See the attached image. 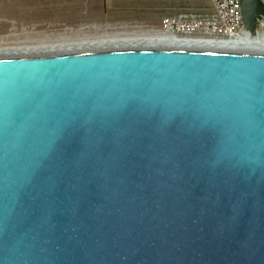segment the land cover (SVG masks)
<instances>
[{
    "label": "water",
    "instance_id": "water-1",
    "mask_svg": "<svg viewBox=\"0 0 264 264\" xmlns=\"http://www.w3.org/2000/svg\"><path fill=\"white\" fill-rule=\"evenodd\" d=\"M0 264H264V50L0 53Z\"/></svg>",
    "mask_w": 264,
    "mask_h": 264
},
{
    "label": "rangeland",
    "instance_id": "rangeland-1",
    "mask_svg": "<svg viewBox=\"0 0 264 264\" xmlns=\"http://www.w3.org/2000/svg\"><path fill=\"white\" fill-rule=\"evenodd\" d=\"M211 6V0H0V53L162 38L165 16Z\"/></svg>",
    "mask_w": 264,
    "mask_h": 264
},
{
    "label": "built area",
    "instance_id": "built-area-1",
    "mask_svg": "<svg viewBox=\"0 0 264 264\" xmlns=\"http://www.w3.org/2000/svg\"><path fill=\"white\" fill-rule=\"evenodd\" d=\"M207 12H180L165 16L162 33L172 39H239L245 31L243 0H211Z\"/></svg>",
    "mask_w": 264,
    "mask_h": 264
},
{
    "label": "bare ground",
    "instance_id": "bare-ground-1",
    "mask_svg": "<svg viewBox=\"0 0 264 264\" xmlns=\"http://www.w3.org/2000/svg\"><path fill=\"white\" fill-rule=\"evenodd\" d=\"M134 41L136 40V43H126L124 40L123 42L118 41H102V42H94L95 44H89V45H83L81 47H101V46H133V45H170V46H193V47H211V48H228V49H243V50H264V39L259 37H250L247 36L245 32L241 33V36L239 39L234 40H222V41H214V40H207V39H201V40H184V39H172L169 37H166L162 35L161 37H151V38H140V39H128ZM119 42V43H118ZM89 43V42H88ZM79 46V45H78ZM78 46H73L77 48ZM54 47V46H53ZM52 47V48H53ZM80 47V46H79ZM56 48V47H55ZM74 48V49H75ZM38 49L34 48L33 50ZM52 50V49H47ZM56 50H62V49H56ZM20 51H32L23 48V50H12L11 52H20ZM35 51H45V48H39V50Z\"/></svg>",
    "mask_w": 264,
    "mask_h": 264
},
{
    "label": "trees",
    "instance_id": "trees-1",
    "mask_svg": "<svg viewBox=\"0 0 264 264\" xmlns=\"http://www.w3.org/2000/svg\"><path fill=\"white\" fill-rule=\"evenodd\" d=\"M211 9H212V6H211Z\"/></svg>",
    "mask_w": 264,
    "mask_h": 264
}]
</instances>
